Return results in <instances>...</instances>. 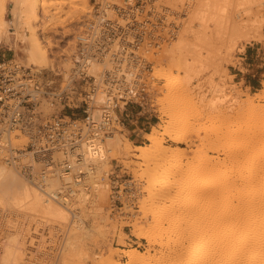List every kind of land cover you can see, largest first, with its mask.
Masks as SVG:
<instances>
[{"label": "rangeland", "instance_id": "obj_1", "mask_svg": "<svg viewBox=\"0 0 264 264\" xmlns=\"http://www.w3.org/2000/svg\"><path fill=\"white\" fill-rule=\"evenodd\" d=\"M69 1L75 0H46L49 7L45 11L38 10L35 18L29 15L26 0H0V60L3 57L13 59L32 69V72L39 77L54 80L57 88L60 86L63 88L65 78L70 75L73 67L74 35L89 15L87 10L92 11L86 0V10L79 14V19L77 17L71 22L68 19L72 13L70 11L74 8L72 5L80 6V2L72 3L71 9ZM240 1H226L227 15L232 17L234 22L244 19L243 14L237 11ZM185 2L188 0H176L177 6L175 7L172 5V0H164L163 54L174 44L181 28L185 26L184 22L189 15ZM250 5L257 13L252 16V21L242 28L240 35L217 34L212 22H207L204 31H207L211 44L208 49L210 62L205 66L197 67L198 75L193 76L189 86L190 101L188 104L178 107V104L171 103L175 102L172 100L165 102L163 99L164 102H161L163 88L167 86V83L160 79L164 77L162 74H180V76L182 74L180 71L177 73L176 68L166 64L165 58L162 73H155L153 69L152 107L154 112H151L150 119L143 116L139 119L144 122L146 118L150 122L145 133L141 134L142 138H136L135 142H132L126 130L121 129V132H117L116 135L121 139L120 147H126L127 152H116L115 155L109 157L107 163H101L96 175L89 181L91 182L89 184H93V190L86 191L87 200L82 204H78L76 200L74 202L76 211L80 213L82 222L80 226L83 230L73 229L75 224L69 225V228L68 224L42 218L30 211L26 214L27 218L16 216L12 213L17 209L12 203L15 190L11 188L4 190L2 187L7 185V182H1L0 264H114L117 261L126 263L129 258L125 254L133 251L144 253L145 256L154 259L156 264H164L167 256L164 246H160V243L164 242L167 237V225L161 231L151 225V214L160 210L162 201L149 200L148 179L172 165L180 164L183 166V177L196 172L199 178L206 179L209 185L216 182L217 185L231 174V163L226 155V150L231 147L228 131L230 128L238 129L237 124L244 127L249 123H246L245 119L250 116L245 113L249 110L250 104L252 108H258L264 112V97H262L264 96V74L260 75V72H264V66L260 68L255 65L261 62L260 56L256 59L258 54L255 52V57L250 62L254 64L247 72L257 73L254 81H251L252 87L244 88V82L234 84L229 73V68L235 67L236 55L244 52L243 48L246 44L262 41L264 0H252ZM1 12L3 20H1ZM46 14L54 17V23L50 25L55 24V27H52L54 31H49L51 33L48 35L52 44L50 57L59 66L57 69H42L27 59L29 24L40 18L41 21L33 26L35 29L38 28L37 31L40 28L42 30ZM173 28L178 32L170 36L169 31ZM206 51L203 50V55L208 54ZM65 58L68 60L66 61ZM249 98L254 99L251 101ZM168 109L171 110L167 111ZM39 110L45 117L58 114V109L50 107L46 101L42 102ZM164 113L176 117L181 116L184 119V124H181L175 133L177 136L183 135L184 141L174 143L169 136H160L162 147L168 150L176 148L181 159L163 162L161 167L155 169L152 162L148 167L144 159L136 157L138 154L136 147L148 145L146 136L151 132L157 133L158 126L168 121L169 118L165 117ZM240 115H242L241 118ZM263 126L264 123L260 127L264 129ZM15 133L19 134V132ZM21 141H16V143ZM262 147V143L255 146L254 152H258ZM117 164L124 168L123 171H118L122 168L116 166ZM110 170L115 173L114 175H118V179L133 181L135 188L139 190L134 203L131 202L132 199L122 198V203L111 207L109 181L106 178L103 184L98 183L103 172ZM19 177L28 182L27 184H31L21 176ZM56 185L58 182L52 186ZM24 206L28 208V203ZM203 210L207 211V209ZM142 232L152 236V240L147 241L141 238ZM17 233L21 234V237H17Z\"/></svg>", "mask_w": 264, "mask_h": 264}, {"label": "bare ground", "instance_id": "obj_2", "mask_svg": "<svg viewBox=\"0 0 264 264\" xmlns=\"http://www.w3.org/2000/svg\"><path fill=\"white\" fill-rule=\"evenodd\" d=\"M45 1L26 0L29 15L36 18L38 10L45 11L49 7ZM172 1V5L176 7V0ZM226 1L188 0L185 2L189 15L184 22V28H181L174 44L166 49L165 54L162 53L163 56L160 53L154 57L155 73H162L165 58L166 64L176 68L177 73L180 71L182 74L181 76L180 74H162L164 77L160 79L164 80L167 86L163 88L161 102L163 99L165 102L172 100L175 102L171 103L183 107L190 101L189 86L193 76L198 75L197 67L205 66L210 62L208 49L211 44L207 31H204L208 21L212 22L217 34L240 35L242 28L250 23L252 16L257 13L250 5L252 0H241L237 11L243 14L244 19L234 22L232 17L227 15ZM75 2H80V6L72 5L74 8L70 11L72 13L68 19L71 22L77 17L79 19V14L86 10V0L69 1V6L71 7V4ZM87 11L90 13V10ZM2 15L1 12V20H3ZM44 19L46 20L43 22L42 30L40 28L37 31L38 28L35 29L33 26L41 21L40 18L29 24L27 59L39 68L57 69L59 66L50 57L52 44L49 33L54 31L52 27L55 24L50 26L54 23V17L46 14ZM203 50H207L208 54L203 55ZM99 71V66L94 64L92 73L97 75ZM68 79L69 76L65 78L66 84ZM253 99L249 98L251 101ZM249 107L245 114L250 116V120L244 118L246 123H249L244 127L237 124L238 129L230 128L228 131L231 147L226 150V155L231 163V174L220 183L216 185L215 181L216 183L209 185L206 179L199 178L196 172L183 177V166L180 164L172 165L156 173L157 176L153 174L154 176L148 179L149 200L162 201L160 210L151 214V225L159 231L167 225V237L160 243V246H164L167 256L164 264H264V129L260 127L264 123L262 122L264 112L258 108H252L251 104ZM166 114L164 113L165 117L169 118L168 121L158 126L157 133L151 132L146 136L149 144L136 147L138 152L136 157L144 159L148 167L152 162L155 169L161 167L163 162L181 159L176 148L168 150L162 147L160 136L167 135L174 143H182L183 135L177 136L175 133L179 126L184 124V119L181 116ZM120 143L121 139L114 134L104 141L97 142L93 147L88 145L82 148L83 161L92 166L90 167L92 179L100 164L107 163L110 156L115 155L116 152H127V148H121ZM261 143L263 147L258 152H254L255 146ZM19 176L21 175L18 171L0 161V184L7 182V185L2 188L15 190L12 203L17 209L11 211L12 213L18 217L27 218L26 214L30 211L42 218L68 224L69 228V225L75 224L73 229L83 230L80 226L82 223L80 213L76 211L74 202L76 200L78 204H82L87 200L86 191L89 189L79 188L77 193L71 189V195L75 196L68 198V195L63 193L67 184L74 181L71 174L52 172L44 189L32 182L27 184L28 182ZM57 182L58 185L52 186ZM98 183L103 184L100 180ZM60 193L63 195L60 196ZM183 196H185L184 199ZM27 203L28 208L24 206ZM143 232L141 238L147 241L152 240L153 237L146 234L147 231ZM17 237H21V234L17 233ZM125 256L129 258L128 262L117 261L114 264H156L154 259L139 251H133Z\"/></svg>", "mask_w": 264, "mask_h": 264}, {"label": "built area", "instance_id": "obj_3", "mask_svg": "<svg viewBox=\"0 0 264 264\" xmlns=\"http://www.w3.org/2000/svg\"><path fill=\"white\" fill-rule=\"evenodd\" d=\"M88 3L92 11L74 35L73 67L63 88L13 59L0 60V161L43 189L52 172L71 174L74 181L63 193L68 198L75 196L71 189L93 190L82 148L121 132L129 114L154 112V57L164 50V0ZM43 101L58 114L43 116ZM114 174L99 179L109 181L111 207L122 198L134 203L139 190L133 181Z\"/></svg>", "mask_w": 264, "mask_h": 264}, {"label": "crops", "instance_id": "obj_4", "mask_svg": "<svg viewBox=\"0 0 264 264\" xmlns=\"http://www.w3.org/2000/svg\"><path fill=\"white\" fill-rule=\"evenodd\" d=\"M261 35H262V41L251 42L250 44H246L243 48L244 52L236 55L235 67L229 68V73L230 76L232 77L234 84L238 85L241 82H244V88L252 87L251 81H254L253 79L255 78V74L257 73L254 74L247 72L249 71V68L252 67V65L254 64V63L251 64L250 62H252V58L255 57L254 56L255 52L258 54L255 58L257 59L260 56L259 60H261V62L255 64L256 67L262 68L264 66V27L262 29ZM263 74L264 72H260V75ZM141 117L142 116H138L136 114H129L128 118L123 119L124 130L128 132L132 142H135L136 138H140V137L142 138L141 134L145 133L144 131L146 130V127L150 124V122L147 120L151 118L150 114L143 115V117L147 118V119L144 118L145 119L143 120L144 122L139 120ZM116 166L122 168L119 169L118 171H123L124 168L120 164H117Z\"/></svg>", "mask_w": 264, "mask_h": 264}]
</instances>
